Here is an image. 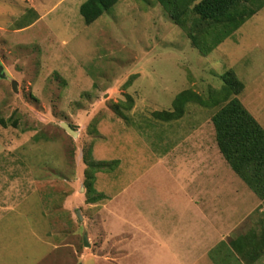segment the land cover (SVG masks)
Segmentation results:
<instances>
[{
    "label": "rangeland",
    "instance_id": "374dc122",
    "mask_svg": "<svg viewBox=\"0 0 264 264\" xmlns=\"http://www.w3.org/2000/svg\"><path fill=\"white\" fill-rule=\"evenodd\" d=\"M86 1L0 0V111L7 121L0 126V264H113L122 246L95 206L103 201L92 199L118 196L122 207L151 178L169 177L160 160L193 128L204 131L216 160L212 118L220 106L191 103L177 122L154 117L173 110L183 91L212 103L232 71L246 86L239 99L264 127V8L219 47L198 36L204 56L190 24L176 25L157 0H118L90 26L80 13ZM89 161L118 162L95 173L93 193ZM217 174L233 190L220 216L230 241L264 218L263 203L230 166ZM202 250L162 262L154 251L135 254L120 264H241L216 262Z\"/></svg>",
    "mask_w": 264,
    "mask_h": 264
},
{
    "label": "crops",
    "instance_id": "0c3cea01",
    "mask_svg": "<svg viewBox=\"0 0 264 264\" xmlns=\"http://www.w3.org/2000/svg\"><path fill=\"white\" fill-rule=\"evenodd\" d=\"M204 138L203 130L193 128L185 144L181 142L170 155L167 154L169 158L160 160V165L172 174L169 177L158 175L151 178L146 182L149 191L136 188L124 197L122 207L117 204L118 196L109 198L106 195L102 204L95 205L105 216L106 231L112 234L115 243L119 240L118 244L122 246L119 249L113 247L116 253L110 259L113 264H120L122 259H129L135 254L151 256L153 251L160 258L158 262L167 256L176 261L180 254L192 255L193 250L200 246L203 248L202 255H212L216 262H221L224 255L221 248L225 249L231 240L227 241L230 234H225V225L220 224V216L226 204L225 196L231 195L233 190H229L230 183L227 185L224 177L218 174L214 176L216 170L218 172L220 167L226 168L228 165L217 141L216 162H210L208 142ZM128 191V188L124 189L123 194ZM261 201L263 204L259 211L264 214V201ZM168 217L174 219L168 220ZM261 220L251 231L257 229ZM174 247H183L184 251L176 252ZM190 248L192 250H188ZM235 256H229L228 260H239L244 264ZM262 258L255 264H260ZM261 263L264 264V261Z\"/></svg>",
    "mask_w": 264,
    "mask_h": 264
},
{
    "label": "trees",
    "instance_id": "16d2710c",
    "mask_svg": "<svg viewBox=\"0 0 264 264\" xmlns=\"http://www.w3.org/2000/svg\"><path fill=\"white\" fill-rule=\"evenodd\" d=\"M157 1L176 25L187 29L190 24L188 35L194 47L199 50L198 36L212 39L214 47H219L264 8V0ZM117 2L118 0H87L81 6L80 13L90 26L108 13ZM228 75L233 78L225 79L220 99L207 103L194 91L185 90L177 96L173 110L155 112L154 117L159 121L173 122L185 116L186 107L191 103L205 108L220 106L212 118L218 148L233 172L264 201V128L239 99L245 91V84L236 79L232 71ZM0 126H7V121L1 117V111ZM88 164L87 188L93 193L95 173L111 169L118 162L89 161ZM105 199L104 195L99 194L91 203ZM231 255H236L244 264H255L264 257V219L259 222L257 229L231 240L221 262H228Z\"/></svg>",
    "mask_w": 264,
    "mask_h": 264
},
{
    "label": "water",
    "instance_id": "95a60500",
    "mask_svg": "<svg viewBox=\"0 0 264 264\" xmlns=\"http://www.w3.org/2000/svg\"><path fill=\"white\" fill-rule=\"evenodd\" d=\"M0 78L1 79H4L5 78V75L2 73V68H0ZM14 91L16 90V85L14 84V87H13ZM63 128L68 132L70 133L73 137H77L78 133L73 131V129L68 125V124H63ZM78 217H79V220L82 221V217H81V213L78 212L77 213ZM84 243H85V246L86 247H90V244H89V241H88V238L87 236L84 237Z\"/></svg>",
    "mask_w": 264,
    "mask_h": 264
}]
</instances>
